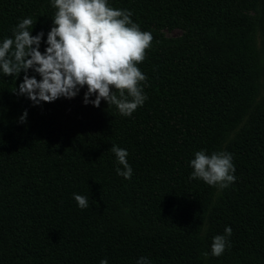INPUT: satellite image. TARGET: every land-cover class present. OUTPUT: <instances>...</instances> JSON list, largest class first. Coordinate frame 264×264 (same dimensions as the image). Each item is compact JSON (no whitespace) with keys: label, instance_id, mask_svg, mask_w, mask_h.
I'll return each instance as SVG.
<instances>
[{"label":"trees","instance_id":"obj_1","mask_svg":"<svg viewBox=\"0 0 264 264\" xmlns=\"http://www.w3.org/2000/svg\"><path fill=\"white\" fill-rule=\"evenodd\" d=\"M108 4L153 36L137 65L148 99L130 117L85 105L86 87L34 105L14 92L24 72L0 74V264H264V0ZM54 15L51 0H0V42L31 17L44 52ZM202 150L232 154L235 182L190 180ZM226 226L230 246L213 256Z\"/></svg>","mask_w":264,"mask_h":264},{"label":"clouds","instance_id":"obj_2","mask_svg":"<svg viewBox=\"0 0 264 264\" xmlns=\"http://www.w3.org/2000/svg\"><path fill=\"white\" fill-rule=\"evenodd\" d=\"M51 7L55 15L44 52L40 51L44 32L32 35L33 20L25 18L12 30V37L0 42V74L16 80L24 72L14 92L34 105L52 103L61 97L75 98L86 87L85 105L99 108L103 100L108 106L115 105L122 116L130 117L148 99L140 86L147 78L137 65L146 58L152 34L141 31L132 21L131 11L110 7L108 0H51ZM29 70L40 79L29 76ZM113 90L119 92V97ZM93 96L95 99H90ZM26 118L27 110L19 122H26ZM111 151L122 166L116 168L117 175L131 179L133 169L127 160V150L113 144ZM232 159L227 152L208 155L203 150L197 151L189 162L192 169L189 179L227 188L236 180ZM73 195L80 209L89 207L88 197ZM231 235L232 228L226 226L224 235L213 237V256L224 253L226 246H230ZM100 264L108 261L101 260ZM138 264H149L148 258L140 257Z\"/></svg>","mask_w":264,"mask_h":264},{"label":"rangeland","instance_id":"obj_3","mask_svg":"<svg viewBox=\"0 0 264 264\" xmlns=\"http://www.w3.org/2000/svg\"><path fill=\"white\" fill-rule=\"evenodd\" d=\"M180 33L178 29H171L169 31H166L165 34L168 36H176Z\"/></svg>","mask_w":264,"mask_h":264}]
</instances>
